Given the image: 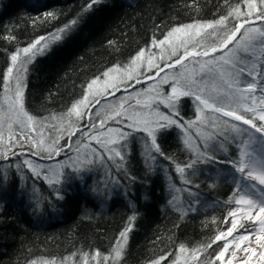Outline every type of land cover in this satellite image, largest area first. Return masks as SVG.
Instances as JSON below:
<instances>
[{"label": "snow or ice", "instance_id": "1", "mask_svg": "<svg viewBox=\"0 0 264 264\" xmlns=\"http://www.w3.org/2000/svg\"><path fill=\"white\" fill-rule=\"evenodd\" d=\"M101 2L86 0L74 18L48 34L50 41L39 36L10 54L11 64L0 77L5 91L12 93L5 98L6 108L0 107V166L3 161L22 158L15 165L17 171L26 167L35 179H42L50 187L63 183L65 170L82 173L91 170L85 166L97 163L109 174L114 168L129 176L126 166L130 145L140 134L144 146L142 155L149 169L158 159L167 161L181 182L190 186L187 190L196 203H199V193L192 192V189H198L199 184L194 183L193 177L200 165L225 166L223 171L228 173L233 185V190L223 201L228 207L223 222L230 223V226L196 249H188L181 243L177 249L150 259L148 264H180L185 253L189 254L185 259L190 257L196 264H232L237 250L250 252L249 262L258 255L264 264V236L255 235L261 248L257 253L256 249L243 243L253 235L252 230L246 225L238 228L236 219L240 214L264 231V0H242V4L237 0L235 6L229 5L230 10L217 19L173 26L162 33V39L154 36L150 41L153 48L160 50L157 62H153L155 53L146 56V49L141 48L127 65H113L94 77L84 87L82 98L75 100L65 111L51 112L46 117L33 115L26 107L27 66L37 55L44 54L50 44L66 39L79 26L84 15ZM45 17L57 19L54 12L46 13ZM257 21L260 22L258 25ZM209 38L211 42L204 43ZM189 58L198 67L188 68L185 61ZM145 62L152 75H146ZM111 73L120 74V83L115 77L109 79ZM102 77L103 91L97 88L90 99L94 85ZM125 79L128 83L124 84V91L133 87V82L141 84L142 80H151L152 83L136 91L134 103L129 94L125 106V98L121 96L119 104L109 106L111 115L105 113L104 119L93 121L94 115L100 116L98 111L92 110L94 104L100 103L98 97L114 95L121 90ZM184 100L194 104L192 118L183 114ZM85 116L88 117L86 127L83 123ZM72 117L80 122L79 125L73 122ZM109 119L117 127H106ZM45 121H59V124L51 125L53 131L48 132L47 138L41 130L46 127ZM37 124L40 128L36 127ZM201 127H211L213 132L201 133ZM174 128L181 132L182 151L187 154L184 160L167 152L162 144V138L171 134ZM91 129H96L95 133H90ZM84 137H87V142ZM66 148L76 155H68ZM62 153L67 159L58 161L56 168L45 170V166L37 162L59 157ZM6 178L7 170L0 172V182ZM112 182L119 184L120 180L114 176ZM215 186V183L209 185ZM171 187L181 190L175 184ZM53 192L57 199H64L60 189L54 188ZM169 204L178 207V198L173 195ZM229 217L232 218L230 221ZM134 219L135 215L129 217L106 253L99 249L81 252L80 255L71 252L62 257L59 264H68L69 260L71 264H90V260L95 264H122ZM28 264H57V261L55 257L38 258L29 260Z\"/></svg>", "mask_w": 264, "mask_h": 264}, {"label": "trees", "instance_id": "2", "mask_svg": "<svg viewBox=\"0 0 264 264\" xmlns=\"http://www.w3.org/2000/svg\"><path fill=\"white\" fill-rule=\"evenodd\" d=\"M85 3L86 0H0V77L11 64L12 52L39 36L54 33ZM236 3L237 0H102L66 39L52 43L48 52L28 65L27 109L45 117L65 111L81 98L84 87L94 77L113 65H127L139 49L151 44L154 36L162 38V33L173 26L217 19ZM48 12L56 13L57 19L46 18ZM3 94L0 83V105ZM183 114L193 117L192 102L183 101ZM180 135L174 128L162 138V144L167 152L184 160L187 154L182 151ZM130 149L126 166L129 176L114 168L109 174L105 168L92 165L90 171L82 173L65 170L63 183L52 187L35 179L26 167L17 171L15 165L21 158L3 161L0 172L7 170V178L0 182V264H28L31 259L52 257L59 264L71 252L80 255L99 249L106 253L133 215L122 264H148L181 243L196 249L228 227L223 222L228 212L223 197L231 193L233 185L223 171L225 166L217 170L218 165H206L202 171L207 178L204 183L216 186H208L210 191L204 192L201 202L178 199L177 207L169 204L173 196L168 181L177 179L168 162L158 159L150 170L142 155L140 134ZM218 171L223 176L215 177ZM114 176L119 178V184L112 182ZM54 188L61 190L64 199L56 198ZM189 203L197 205L182 210ZM90 264L95 262L90 260Z\"/></svg>", "mask_w": 264, "mask_h": 264}, {"label": "rangeland", "instance_id": "3", "mask_svg": "<svg viewBox=\"0 0 264 264\" xmlns=\"http://www.w3.org/2000/svg\"><path fill=\"white\" fill-rule=\"evenodd\" d=\"M259 23L260 22L257 21V25ZM208 31H211V30H208ZM45 37H46L47 40H49V41L51 40V37L50 36L46 35ZM210 42H211L210 38H209V40L204 41V43H210ZM42 43H44V42H42ZM52 46L53 45L51 44L50 45V48L48 50H46V52H48L51 49ZM161 47H167V46H161ZM145 49H146V56L148 55V53H155V56L153 58V62L154 63L159 60V56L161 54L159 49L153 48L151 46V44L148 45ZM180 51H183V49H181ZM40 55H43V54H40ZM40 55H37L36 57H38ZM164 56H165V60H166L167 59V53L166 52L164 53ZM185 63L187 64L188 68H192L194 66L195 67H198V65L195 64V61L192 58H189L187 61H185ZM143 67H144V70H145L146 75H152V72H149L147 70L146 62H145V64H144ZM166 71H170V70H167L166 69ZM14 75H15V72H14ZM161 75H163V73ZM112 77H115L116 82L117 83H120V74L119 73H111L109 79H111ZM103 79L104 78L102 77L101 80L97 83V85H94V87L92 89V93H90V99H91V95L93 93H95V91H96L97 88H100L101 91H103ZM25 82H26V80H25ZM126 83H128V81L125 79L124 82L121 84V90L120 91H116L114 93V95H112V96L101 95V96L98 97V99H100V103L99 104H94L92 110L93 111H98L100 113V116L99 117H96L94 115L92 117V120L93 121H98V119H104L105 118V113H108L109 115H111V108L109 106L110 105H117V104H119L120 103L119 98L121 96H123L125 98L124 99L125 106H127V103H128V100H129V94H131L130 99L134 103V101L136 99V91L137 90H140L141 88H146L148 84H151L152 83V81L151 80H142V83L141 84H134V82H133V87H129L127 89V91H124V84H126ZM11 94H12L11 92H7L4 89L3 99H2V103H1L0 107L6 108L7 100L5 98L7 96H10ZM81 98H82V96H81ZM141 98H143V94L141 95ZM81 110L83 111L84 109L82 108ZM193 113H194V104H193ZM193 116H194V114H193ZM72 120H73L74 123H76L77 125H79L80 122L76 121L75 120V117H72ZM87 122H88V117L85 116L84 122H83L85 127L87 125ZM43 123L46 124V127H44L41 130L44 133V137L47 138L48 132L49 131H53L51 125L52 124H59V121H51L50 123L47 122V121H45ZM64 126L65 127L67 126V119L65 120ZM105 126L106 127H117V125L111 119H109V120L106 121V125ZM36 127L37 128H40V124H37ZM99 128H100V125H99V123H97V129H99ZM176 130H178L180 132L179 129H176ZM95 131H96V129L89 130L90 133H95ZM195 131H196V129L193 128V132H195ZM199 131L201 133H205V132L211 133V132H213V129L211 127L207 128V129H204L203 127H201ZM215 131L216 132H219V129H216ZM53 134H55V133L53 132ZM33 135H36V134L34 133ZM5 136H7V128L6 127H5ZM37 138H39V137L37 136ZM75 138L76 137L74 136L73 139H75ZM84 140H85V142H87V137H84ZM61 143H63V141H61ZM65 151L68 153V155H71V156H75L76 155V153L74 151H70L67 148L65 149ZM82 151H87V150L82 149ZM221 158H223V157H221ZM66 159H67V156L63 155V153H62L61 156H59V157L53 156L52 159H43V160H38L37 162L40 163V164H43L45 166V170H47L49 168H56L57 167V164H58V161L66 160ZM19 161L21 162L22 161V158ZM90 166H92V165H87L85 167L86 168H89ZM93 166L101 167L98 163L96 165H93ZM205 166L206 165H200L199 166V171L197 172V175L195 177H193L194 183L195 184H199V188L198 189L193 188L192 189V192H194V193H197L198 192L199 193V196H198L199 202H201L200 199H204V192H209L210 191L209 188H208V186L210 184L209 183H204L205 179H207V178H206L205 174H203L204 176L202 175V171L204 170V167ZM221 167H222L221 165H218V168H216V169L218 170ZM201 175L203 177V178H201L202 180L200 179ZM218 175L220 177L223 176L221 172H219V171L218 172H215V175L214 176L215 177H218ZM176 179H177V182L174 179H170L168 181V185H169L168 190L170 192L171 197L173 195H175L178 199H185V202L186 203L187 202H190L189 201L190 199L195 200L194 196L191 195L189 193V191L187 190L190 186L182 183L181 180H180V177L177 174H176ZM173 184H175V187L177 189H181V190L180 191L174 190L171 187V185H173ZM227 197L228 196H224L223 199H227ZM196 205L197 204H191V203H189L188 206L186 205L185 207H183L182 210H184V211L185 210H188L189 207L195 208ZM233 207H234V205H233ZM225 208L227 209L228 207L225 206ZM228 219L230 221L231 220V217H229ZM226 225L227 226H230V223L229 224H226ZM188 256H189V254H187V253L183 254L182 255V258H181L180 264H196V261L193 260V259H191L190 257L187 258V259H185V257H188ZM240 262H242V261H240Z\"/></svg>", "mask_w": 264, "mask_h": 264}, {"label": "bare ground", "instance_id": "4", "mask_svg": "<svg viewBox=\"0 0 264 264\" xmlns=\"http://www.w3.org/2000/svg\"><path fill=\"white\" fill-rule=\"evenodd\" d=\"M236 219L238 220V228L240 227V225H246L253 232V235L250 237V239L245 240L243 242L244 245L248 246L249 248L256 249L257 253H259L261 251V248L259 247L258 242L255 239V235L259 234L261 236H264V231H260L259 226L257 224H253L251 221H248L246 218H243L240 214L237 215ZM231 251L232 249H230L229 255L231 254ZM250 255H251L250 252H244L242 250H237L236 255L232 258V264H261L258 255L255 257H252L251 262H249L248 257Z\"/></svg>", "mask_w": 264, "mask_h": 264}]
</instances>
